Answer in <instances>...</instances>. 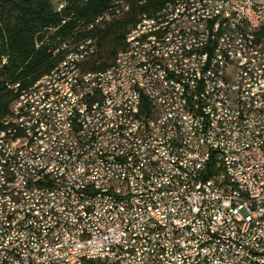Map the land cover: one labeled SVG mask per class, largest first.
I'll list each match as a JSON object with an SVG mask.
<instances>
[{"label": "built area", "instance_id": "1", "mask_svg": "<svg viewBox=\"0 0 264 264\" xmlns=\"http://www.w3.org/2000/svg\"><path fill=\"white\" fill-rule=\"evenodd\" d=\"M52 2L56 10L63 5ZM171 8L177 6L154 11L165 18ZM221 8H231V17H222ZM241 12L249 20L261 18L264 2L228 0L212 10L193 9L191 25L174 30L173 48L186 47L180 37H187L196 43V59L208 60V68L186 69L182 99L171 87L173 48L153 54L154 45L137 49L136 65L118 69L115 80L85 81L81 101H74V92L63 96L64 113L48 117L37 138L29 134L18 144V168L0 174L6 183L0 192V264H264V128L254 127V118L264 120V92H256L264 47L256 50L257 60L241 61L247 47L231 32ZM201 19H210L211 27L196 28ZM144 22L139 13L136 25ZM222 22H230V31L218 40ZM65 39L54 36L47 50ZM220 42L232 55L219 52ZM208 49H217L219 60L207 59ZM153 58H163V65L153 66ZM236 65H254L260 77L235 73ZM134 69L152 73L139 94L126 91L127 81H140ZM38 96L14 103L11 111ZM214 99L222 100V108L214 107ZM140 100L149 110L138 135L126 130L124 138L95 143L112 117L124 120ZM91 101H99L98 110H89ZM164 103H174L181 117L164 111ZM186 106H194L197 120H188ZM32 122L33 111L17 127ZM77 136L91 142V151L71 148ZM9 147L0 145V162L10 163ZM42 172H54V179L39 182ZM14 184H23V191H14ZM240 194H249L250 202H240Z\"/></svg>", "mask_w": 264, "mask_h": 264}, {"label": "bare ground", "instance_id": "2", "mask_svg": "<svg viewBox=\"0 0 264 264\" xmlns=\"http://www.w3.org/2000/svg\"><path fill=\"white\" fill-rule=\"evenodd\" d=\"M221 2L228 0H168L163 6H177L171 8V12L163 18V11H156L153 15L141 16L145 21L142 25L130 28L126 34L127 45L119 50L114 63L106 70L100 72H84L83 64L88 55L94 50V41L87 39L83 42L70 43L64 41L49 49L53 54L61 56L59 61L49 71L32 85L20 88L18 84L12 85V89L17 93V97L11 103L8 113L0 122V145L10 146L9 161L0 162V174L9 175L19 166L18 144L26 143V137L37 138L38 133L47 128V118L55 117L64 113L63 96H68L74 92V101H81V93H84V82L86 85H93L107 80H115L118 76V69H126L129 65H136L139 58L137 49H146L153 46V54H166L171 51L176 42V35H172L174 30L180 27L191 25V10H212V7H221ZM101 16V15H100ZM222 17H231V8H221ZM104 16L98 17L96 23L104 20ZM94 24V25H95ZM264 26V15L261 18L249 20L248 12H241V18H233L231 32L235 39L247 47L241 52V61L257 60V52L264 47V38L256 36L255 31ZM92 27V25L88 26ZM195 27L208 29L211 27L210 19L195 20ZM225 31H230V22H222V30H217V39L225 40ZM180 44L185 46H175L170 52L171 66L173 73L171 77V87L175 99H182L184 95V85L188 81L187 68L194 69L208 68V60L196 59V43H187V37H180ZM219 52L222 55H232V48L227 42H220ZM217 49L206 50V57L210 60H219ZM264 57V49H263ZM163 65V58H153V66ZM235 73H244L251 77H260V70L254 65H236ZM134 77L140 81H127L126 91L130 94H139V90L146 89V83L151 82L152 73L143 69H134ZM77 90V92H75ZM256 92H264V69L260 84H256ZM37 101L32 104H24V108H15L11 111L14 103L27 100L28 97L37 96ZM53 99V103H51ZM214 107L222 108V100L214 99ZM99 101H91L89 110H98ZM149 103L147 100H140L126 111V118L112 117L106 123V130L95 136V143L105 145L114 138L126 137V130L129 135H138L143 129V119L148 116ZM35 112L36 122L30 125L18 126V120L26 116V113ZM164 111H173L174 117H181V109H174V103H164ZM188 120H197V110L194 106H186ZM4 120V121H3ZM254 127L264 128L263 118H254ZM14 142V144H13ZM83 145L84 151H91V142H84V136H77L71 140V148H78ZM54 172H42L39 175V182L53 180ZM6 191V183H0V192ZM14 191H23V184H14ZM240 202H250L249 194H240ZM1 214V206H0Z\"/></svg>", "mask_w": 264, "mask_h": 264}, {"label": "trees", "instance_id": "3", "mask_svg": "<svg viewBox=\"0 0 264 264\" xmlns=\"http://www.w3.org/2000/svg\"><path fill=\"white\" fill-rule=\"evenodd\" d=\"M167 1L63 0L62 7L56 10L52 0H0V122L18 95L8 84L26 88L48 74L61 58L47 50V42L54 36L72 44L93 40L94 50L83 64L84 72L104 71L114 63L116 53L126 47V34L135 26L139 13L127 18L118 14L130 7L132 11L141 10V16L153 15ZM99 13L104 20L82 28L97 19ZM128 22L131 24L126 29ZM255 33L258 39L264 38V26ZM35 41H40L37 46ZM82 264L116 263L85 259Z\"/></svg>", "mask_w": 264, "mask_h": 264}, {"label": "rangeland", "instance_id": "4", "mask_svg": "<svg viewBox=\"0 0 264 264\" xmlns=\"http://www.w3.org/2000/svg\"><path fill=\"white\" fill-rule=\"evenodd\" d=\"M54 1V0H52ZM256 2H264V0H254ZM145 11V10H144ZM142 12L141 10L139 9H136V10H131L130 7H128L127 9L123 10L120 14H118V17H124V18H127L131 15L133 16H137L138 13ZM130 22H128V24L126 25V29L130 26ZM129 30V29H128Z\"/></svg>", "mask_w": 264, "mask_h": 264}]
</instances>
